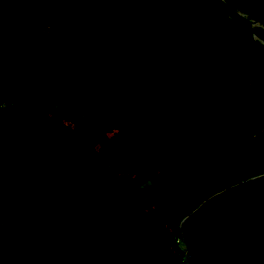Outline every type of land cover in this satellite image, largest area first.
<instances>
[{"label":"trees","instance_id":"1","mask_svg":"<svg viewBox=\"0 0 264 264\" xmlns=\"http://www.w3.org/2000/svg\"><path fill=\"white\" fill-rule=\"evenodd\" d=\"M0 82L11 264H182L181 221L264 174V53L215 0H0Z\"/></svg>","mask_w":264,"mask_h":264},{"label":"water","instance_id":"2","mask_svg":"<svg viewBox=\"0 0 264 264\" xmlns=\"http://www.w3.org/2000/svg\"><path fill=\"white\" fill-rule=\"evenodd\" d=\"M215 1L252 33L264 53L259 22L230 9L224 0ZM178 231L182 264H264V174L212 195L181 221ZM0 264H11L1 245Z\"/></svg>","mask_w":264,"mask_h":264},{"label":"rangeland","instance_id":"3","mask_svg":"<svg viewBox=\"0 0 264 264\" xmlns=\"http://www.w3.org/2000/svg\"><path fill=\"white\" fill-rule=\"evenodd\" d=\"M263 30H264V28H263ZM45 96L48 99V102H47V105H46L47 108L51 107L52 105H55V106L57 105V104H55L54 100L51 99V96L48 93ZM66 108H67V103H64V104L61 105V107H56L55 109L56 110H65ZM123 157L125 159L127 158L126 155H123Z\"/></svg>","mask_w":264,"mask_h":264},{"label":"built area","instance_id":"4","mask_svg":"<svg viewBox=\"0 0 264 264\" xmlns=\"http://www.w3.org/2000/svg\"><path fill=\"white\" fill-rule=\"evenodd\" d=\"M263 131H264V129L261 132H263Z\"/></svg>","mask_w":264,"mask_h":264}]
</instances>
